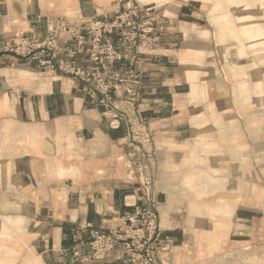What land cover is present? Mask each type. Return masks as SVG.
I'll return each instance as SVG.
<instances>
[{
    "label": "crops",
    "instance_id": "crops-1",
    "mask_svg": "<svg viewBox=\"0 0 264 264\" xmlns=\"http://www.w3.org/2000/svg\"><path fill=\"white\" fill-rule=\"evenodd\" d=\"M177 1L140 3L150 43L107 104L94 81L5 48L43 37L47 17L109 21L138 0H0V264H127L92 261L87 242L142 204L128 103L151 136L163 264H264V38L250 36L246 5ZM255 6L264 14V0ZM213 14H242L243 37L221 40Z\"/></svg>",
    "mask_w": 264,
    "mask_h": 264
},
{
    "label": "built area",
    "instance_id": "built-area-1",
    "mask_svg": "<svg viewBox=\"0 0 264 264\" xmlns=\"http://www.w3.org/2000/svg\"><path fill=\"white\" fill-rule=\"evenodd\" d=\"M147 11L138 5L126 3V7L109 21L91 18L76 23L63 17H47L43 37L18 35L5 50L36 61L50 73L68 75L82 82L94 81L95 89L91 95L97 92L102 96V102L110 104L118 73L114 71L111 76L109 73L123 62L136 65L139 58L133 50L141 45L138 43L144 38L143 32L147 34L143 29L138 32L141 26L138 20ZM113 35V39L108 38ZM149 43L146 39L143 45L148 46ZM80 58L91 63L92 67L86 69L79 63ZM145 127V121L130 124L131 150L128 154L129 176L135 175L136 170L140 177L142 204L133 213L124 215L117 227L91 233L87 247L88 258L92 261H107L110 254L116 253L112 261L163 264L159 258L162 241L153 180L145 173V169L151 165L150 153L143 148L151 141ZM133 144H140V149ZM118 253L120 257H117Z\"/></svg>",
    "mask_w": 264,
    "mask_h": 264
},
{
    "label": "rangeland",
    "instance_id": "rangeland-1",
    "mask_svg": "<svg viewBox=\"0 0 264 264\" xmlns=\"http://www.w3.org/2000/svg\"><path fill=\"white\" fill-rule=\"evenodd\" d=\"M140 3H146V2H149V1H156V3L157 4H160L161 2H159V0H138ZM139 2H136V3H134V5H139L140 6V8H143L142 6V4H140ZM163 2V1H162ZM169 2H171V1H169ZM139 3V4H138ZM172 3H178V1L176 2V0H172ZM250 4H247L248 6V9H251L252 10V13H251V19L253 20V21H256V23H259V22H262V23H264V14H261L260 12H258L257 10H256V6H255V4H251V2H249ZM133 5V4H132ZM217 9V8H216ZM239 10H243L242 9V7H241V9L240 8H234L233 7V13L234 12H236V11H239ZM224 15H228V16H230L231 17V20L230 21H222L220 18L222 17V16H224ZM212 16V19H213V21H211V22H213L214 23V25L216 24V26L218 27V32H217V36L221 39V40H223L221 37L222 36H226L227 38H230L231 39V37H234V38H239V37H243V33H242V31H243V29H244V25H243V23H242V21H244V18H243V15L242 14H222V15H216V17H218V18H215V14H213V15H211ZM142 18H143V16L141 15L140 17H139V20H138V22H139V24H142L141 22H142ZM211 20V19H210ZM236 23V25H235V28H231V24L232 23ZM143 29V25H141L140 26V28H139V31L138 32H140L141 30ZM204 33H206V35L205 36H207L208 38H209V32H208V29L205 27V32ZM143 34H144V38H142V40L140 41V43H138V45L139 44H144V42L146 41V37H145V32H143ZM203 35H200V37H202ZM144 40V41H143ZM140 47V46H139ZM139 47H136V48H134V52L136 53V55H137V57H138V54H139ZM231 49V48H230ZM231 54V53H230ZM253 64V62L251 61V63H250V66ZM141 65H142V60H140V59H138L137 60V63H136V66H137V69H139V70H141ZM126 66H128V67H130V63H127V62H123V64L120 66V67H116L115 66V68L113 69V71L112 72H110L109 73V75L111 76L112 75V73L114 72V71H116L117 73H118V81H114V83L113 84H121V82H124V81H126L127 80V78H126V76H125V72H122V69H123V67H126ZM127 72V71H126ZM131 72V71H130ZM130 72H129V74H130ZM128 73V72H127ZM120 81V82H119ZM116 86V85H115ZM200 86L202 87V85L200 84ZM116 89V88H115ZM115 89H113L115 92H116V90ZM201 91L203 92V87L201 88ZM109 94V93H108ZM201 95V94H200ZM133 97V96H132ZM111 98H112V91H111ZM128 102H130V103H132V101H130V99H129V101ZM193 102V101H192ZM196 102H197V100H196ZM126 105V107H127V105H129V107H130V110L132 111V113H131V118L134 120V121H146L144 118H143V116L141 115V113L139 112V111H137V110H135V109H133V106L131 105V104H125ZM208 108H209V105L207 106V115L205 116V114H204V117H210V115H209V112H208ZM213 108H214V105H213ZM127 109V108H126ZM214 110H215V108H214ZM130 111V112H131ZM122 113L123 114H126V112H124V111H122ZM134 113V114H133ZM199 117H197V119H198ZM129 119V118H128Z\"/></svg>",
    "mask_w": 264,
    "mask_h": 264
},
{
    "label": "bare ground",
    "instance_id": "bare-ground-1",
    "mask_svg": "<svg viewBox=\"0 0 264 264\" xmlns=\"http://www.w3.org/2000/svg\"><path fill=\"white\" fill-rule=\"evenodd\" d=\"M162 1H164V0H159V2H162ZM230 2H232L233 3V6H234V8H240L241 9V7H244L245 5L246 6H248L247 4H250L249 2H251V4L253 3V4H255V0H229ZM140 3V2H139ZM244 3V4H243ZM241 4H243V5H241ZM239 5H241V6H239ZM217 8V5H216V7H215V9ZM222 21H230L231 20V17L230 16H228V15H224V16H222L221 18H220ZM242 23H243V21H242ZM253 27H256L257 28V30H252V34H250V36L251 37H253V38H264V23H262V22H259V23H254L253 24V26H252V29H253ZM203 31V30H202ZM197 33V32H196ZM242 33H243V35H244V29H243V31H242ZM204 33H202V32H200V33H197V35L198 36H200V35H203ZM189 36H190V34H185V37H186V39H187V41L185 42V43H189ZM203 36H205V35H203ZM257 49V48H256ZM257 50H260V49H257Z\"/></svg>",
    "mask_w": 264,
    "mask_h": 264
}]
</instances>
